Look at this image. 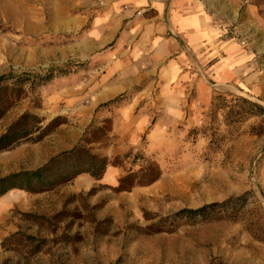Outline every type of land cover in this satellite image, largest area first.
Instances as JSON below:
<instances>
[{"label":"rangeland","instance_id":"obj_1","mask_svg":"<svg viewBox=\"0 0 264 264\" xmlns=\"http://www.w3.org/2000/svg\"><path fill=\"white\" fill-rule=\"evenodd\" d=\"M242 1L249 11L231 21V33L252 47L264 73V0ZM51 70L57 76L50 82L26 85L0 133L25 112L63 123L40 142L1 152L0 177L71 148L88 103L85 0H0V75ZM141 87L93 118L112 127L106 142L91 144L111 161L103 178H85L81 189L72 181L0 198V264H264V114L238 106L247 98L264 107V98L216 91L206 108L189 104L180 116L154 111L140 125L146 116L131 108ZM148 161L159 165L158 180L118 190L121 177ZM233 198L241 200L228 219L177 215ZM173 215L174 222L166 219Z\"/></svg>","mask_w":264,"mask_h":264},{"label":"crops","instance_id":"obj_2","mask_svg":"<svg viewBox=\"0 0 264 264\" xmlns=\"http://www.w3.org/2000/svg\"><path fill=\"white\" fill-rule=\"evenodd\" d=\"M246 10L242 0H85L83 134L105 110L102 104L138 86L143 91L131 109L140 107L138 115L146 116L140 125L154 111L180 116L189 104L206 108L216 91L264 98L263 68L230 29ZM85 178L91 176L73 181L81 189Z\"/></svg>","mask_w":264,"mask_h":264},{"label":"trees","instance_id":"obj_3","mask_svg":"<svg viewBox=\"0 0 264 264\" xmlns=\"http://www.w3.org/2000/svg\"><path fill=\"white\" fill-rule=\"evenodd\" d=\"M58 72L59 74H66V71L62 69L57 70V74ZM57 74L51 70L45 75L31 73L0 75V121L13 105L21 99L22 94L26 91V85L29 89H34L50 82ZM121 100V98H115L102 104L101 107H110ZM238 100L241 102L238 105L239 108L241 107L239 113L245 110V112L257 111L261 115L264 114L263 106L247 98H238ZM229 113L233 114L234 117L237 116L236 106H233ZM62 123L58 122V118H54L45 124L42 117L31 112H25L13 121L3 133H0V153L24 143L40 142ZM111 130V126L93 123L86 130L81 141L72 149L51 157L48 162L36 169L21 170L0 177V198L16 189L30 193L50 191L72 182L81 174H88L94 180L103 178L111 161L108 156L95 152L90 145L106 142L109 139ZM263 133L264 119L258 130V134ZM160 176L161 169L159 165L155 161H148L147 164L146 162L142 164L139 170L130 171L121 177L118 182V190L125 191L137 185L150 184L158 180ZM240 200L241 198H233L223 202H212L196 209H183L177 215L189 217L201 215L203 218L213 215L214 219H228L232 216L231 213L235 211V206L239 204ZM177 215L168 216L166 219L174 222ZM218 264L224 263L220 262Z\"/></svg>","mask_w":264,"mask_h":264}]
</instances>
